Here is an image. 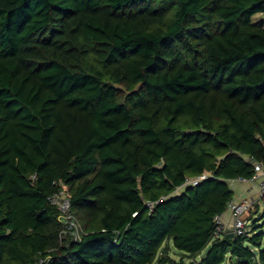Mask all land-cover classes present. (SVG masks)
<instances>
[{"label": "trees", "instance_id": "1", "mask_svg": "<svg viewBox=\"0 0 264 264\" xmlns=\"http://www.w3.org/2000/svg\"><path fill=\"white\" fill-rule=\"evenodd\" d=\"M257 163L264 0H0V264H264Z\"/></svg>", "mask_w": 264, "mask_h": 264}, {"label": "built area", "instance_id": "2", "mask_svg": "<svg viewBox=\"0 0 264 264\" xmlns=\"http://www.w3.org/2000/svg\"><path fill=\"white\" fill-rule=\"evenodd\" d=\"M255 170L256 174L251 180L248 181L246 179L239 178L236 181L241 184L251 183L253 185H256L258 188L259 197L261 199H264V163L255 164ZM209 177L210 175L206 173L195 179H187L182 188L185 186H196ZM51 203L58 208L60 212L59 219L66 223L65 229L61 233L62 238H65V236H70L75 242H80L82 240L84 231L82 230L78 220H76L72 209L71 199L64 191H61L52 197ZM251 205L252 204L247 201L234 200L230 202L227 207V212L230 213L233 217L232 229L224 223L223 216H218L216 217V235L224 233L228 230H232L235 235H244L249 225L248 218H246V216L248 211L250 210ZM50 261V257H40L36 264H50Z\"/></svg>", "mask_w": 264, "mask_h": 264}, {"label": "rangeland", "instance_id": "3", "mask_svg": "<svg viewBox=\"0 0 264 264\" xmlns=\"http://www.w3.org/2000/svg\"><path fill=\"white\" fill-rule=\"evenodd\" d=\"M259 18H261V16H259ZM263 20V19H262ZM251 184V183H249ZM247 183H244L243 185H249ZM242 184L239 183H232L231 186L233 187V189L235 190V197L238 195V188L243 186ZM253 185V184H251ZM263 200V199H262ZM262 200H256L255 203H258L257 205H254V208L252 209V214L250 213V215L254 216V219L257 220V225L260 226L262 228V231H264V201ZM259 212V213H258ZM258 213V214H257ZM247 218V216H246ZM251 228V227H250ZM208 250H206L203 254L201 258H204L207 254ZM171 257L176 260V262H181V260H184V264H190L191 260L185 258L183 259V256L179 254V252L177 250H172L171 251ZM225 264H228L227 262Z\"/></svg>", "mask_w": 264, "mask_h": 264}, {"label": "crops", "instance_id": "4", "mask_svg": "<svg viewBox=\"0 0 264 264\" xmlns=\"http://www.w3.org/2000/svg\"><path fill=\"white\" fill-rule=\"evenodd\" d=\"M237 192L238 195L235 197L236 201H247L250 204H254L256 200H261V198H259V192L256 185H243L242 187L238 188ZM223 221L228 227L232 229L233 217L230 213L226 212L223 215Z\"/></svg>", "mask_w": 264, "mask_h": 264}, {"label": "water", "instance_id": "5", "mask_svg": "<svg viewBox=\"0 0 264 264\" xmlns=\"http://www.w3.org/2000/svg\"><path fill=\"white\" fill-rule=\"evenodd\" d=\"M232 236H234V234H232Z\"/></svg>", "mask_w": 264, "mask_h": 264}]
</instances>
